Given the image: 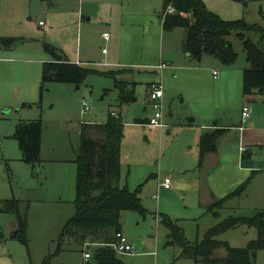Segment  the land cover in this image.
<instances>
[{
  "label": "rangeland",
  "instance_id": "rangeland-1",
  "mask_svg": "<svg viewBox=\"0 0 264 264\" xmlns=\"http://www.w3.org/2000/svg\"><path fill=\"white\" fill-rule=\"evenodd\" d=\"M245 1L247 5L232 0H204V3L226 15L230 13L232 16L234 11H239L237 15H233L238 18L230 20L245 18L250 24H256L260 19H264V0ZM108 3L114 4L112 12L115 24L123 35L116 58H113L115 48L112 41H106L102 36L104 32H111L112 36L110 27L94 19L91 23L85 21L82 29L80 27L78 30L74 18L77 14L86 16L88 12L100 11ZM161 9L162 0H0V37L17 39L13 52L18 54V60H50L51 55L45 51V45H51L69 60H78L81 57L82 62L91 63L104 62L102 50H108L107 59L115 65H82L89 70L121 71L119 66H125L121 65L124 63L142 66L126 69L136 78L138 100L122 107L123 121L128 124L122 139L120 184L133 192L140 189L139 198L143 202L146 216L136 212L126 213L124 235L136 252L134 256L117 254L123 264H194L191 259L175 255L179 251L177 248L165 244L169 232L160 221L162 216L177 221L184 229L186 239L195 243L202 240L210 228L230 216L251 217L258 210H264V170L254 182L250 180L247 197H235L220 209V219H215L206 209L210 200L209 191L215 190V196L222 199L250 178V171L241 170L239 155L242 156V153L240 150L238 152V148H233L231 160H221L218 168L214 157L203 161V174L199 160L188 162L177 157L178 145L183 137L176 127L168 123V128L162 131L134 123L136 116L151 118L152 114L154 115L153 108L145 101L146 85L154 80V73L151 69H143L145 65L154 61L160 63L161 60L171 63H176L179 59L188 61L186 54L189 53L184 52L183 48L185 30L177 28L171 32H163L159 19ZM212 12L221 16L215 11ZM39 21L46 24L47 29L39 27ZM249 37L257 40L254 34H249ZM114 38H118V33ZM228 39L237 53V59L231 66L236 70L243 68L247 60L241 41L236 34H232ZM207 59L225 67L209 56L202 58V66L208 62ZM35 65L38 68L36 71ZM35 65L25 64L21 78L27 82L25 87L30 85L29 89L25 88L24 99L27 102L37 100L36 105L31 108L20 105L18 112L11 111L5 118L9 120L0 119V200L17 199L20 215L27 218L26 245L21 239L11 238L16 224L15 215L0 213V264H43L45 259H50V264H86L84 254L92 253L96 246L86 249L73 242V239H65L59 250L62 230L75 213L78 169L74 161L68 160L79 152L81 136L78 131L81 119L95 123L107 121L111 111H121L118 93L112 77L93 73L87 76L80 87L50 83L46 85L47 90L41 94L42 64ZM205 75L208 76L206 73ZM176 79L171 73L168 77L164 74L163 89L175 93ZM67 87H73L75 90H68ZM215 94L214 98L218 102L224 99L236 107V98L226 94L223 89H217ZM83 101L91 108V114L83 116L84 118ZM169 104L170 102H163L164 119L167 122H176V116H170L169 111L177 102L171 107ZM187 108L186 101L182 109ZM260 108L264 106L260 105ZM20 118L42 121L44 159L66 160L46 165L43 171L46 178L42 177L44 191L40 192L41 197L37 194L36 200L29 204L26 200L29 194L25 189L29 184H32L31 187L35 185L27 175L28 166L15 158H12L14 161L7 158L12 157L16 150L19 153L15 156H20L19 143L14 135L16 123L15 126L12 123ZM257 119L264 131V114ZM168 129L171 134H167ZM243 146L246 147L244 141ZM251 150L252 161L256 165L264 164V148L251 147ZM167 174L172 176V189L158 195L156 191L159 189L160 176L165 177ZM69 179L74 181L71 189ZM25 183H28L26 188L23 186ZM154 194L157 195L156 200L152 198ZM257 238V230L246 225L223 232L217 237L234 248H245ZM225 255L224 250L216 253L217 257ZM256 264H264V251L257 253Z\"/></svg>",
  "mask_w": 264,
  "mask_h": 264
},
{
  "label": "trees",
  "instance_id": "trees-1",
  "mask_svg": "<svg viewBox=\"0 0 264 264\" xmlns=\"http://www.w3.org/2000/svg\"><path fill=\"white\" fill-rule=\"evenodd\" d=\"M243 2L245 0H232ZM169 6L175 13L166 14ZM159 19L164 32L177 28L185 30L184 52L190 58L200 62L209 56L225 66H231L237 59L229 37L236 34L241 41L247 60L243 72V94L264 96V28L259 24H250L245 18L224 20L210 11L203 0H164ZM249 34L257 36L252 40ZM17 43L14 38H1L4 48L12 49ZM45 51L53 58L45 62L41 75V94L50 83L73 84L80 87L88 75L97 72L71 63L51 45H45ZM119 93V104L124 106L136 101L134 87L115 80ZM42 121H20L16 126L15 138L19 143L22 161L35 167L41 161ZM95 136L91 137L83 130L81 146L75 163L77 165L76 198L74 216L66 223L59 240V250L65 239H73L82 246L96 245L88 264H121L117 253L110 244L116 242L117 233L122 232L123 213L136 212L146 216V210L139 198V191H131L120 184L121 144L124 136V122L109 114L103 125L95 127ZM220 137L219 131L205 133L200 140V164L205 156L214 152ZM250 180L243 183L233 193L215 200L208 208L218 217L220 210L229 200L240 197L246 191ZM0 213L15 215L17 237L27 245V218L19 213L17 199L0 200ZM162 223L169 231L167 245L177 248L181 257L191 259L194 264H256L259 251H264V210L251 217L231 216L209 229L202 240L190 243L184 229L178 222L162 216ZM253 227L258 238L245 248H234L217 239L223 232L239 226ZM2 231L0 229V239ZM219 250L226 252L225 257H217ZM62 251V250H61ZM61 251H57L60 253ZM49 258V257H48ZM43 264H50L45 259Z\"/></svg>",
  "mask_w": 264,
  "mask_h": 264
},
{
  "label": "crops",
  "instance_id": "crops-1",
  "mask_svg": "<svg viewBox=\"0 0 264 264\" xmlns=\"http://www.w3.org/2000/svg\"><path fill=\"white\" fill-rule=\"evenodd\" d=\"M140 1L141 0H137V2H140ZM163 2H164V0H162V7H163ZM113 5H114L113 3H108V4L104 5L100 11L98 10V11L88 12V14H86L87 18H86V16H84V14H80V15L77 14L76 16H74V18H76V26H78V30H80V27L83 25V23L85 21L87 23H91L94 19L97 20L98 22L102 23V24H105L107 27H110V29L113 31L112 36H111V32H104L102 34V36L105 33H108L109 38L108 39H105L104 37L103 38L106 41H110V42L112 41L113 46L115 48L113 58H116L117 54L121 48L120 44L122 42V36L123 35L120 33L119 28L115 24L113 12H112V6ZM205 5L207 6V8L209 10H212V11L219 13L222 16V17L221 16L220 17L222 19L224 18V20L225 19L230 20V19L238 18V16H233V15H237L239 11H234L233 12L234 14L231 16L230 13L228 15H226V14L220 12L219 10H215V8H212L207 3H205ZM40 22H42V21H39L38 24ZM258 23H259V25H261L264 28V19H260V21L256 22V24H258ZM39 27H41V28L45 27V29H47L46 24H44L42 26L39 25ZM160 27L162 28L161 21H160ZM81 29H82V27H81ZM162 31H163V28H162ZM159 32H160V29H159ZM116 33H118V38H114ZM1 38H14V37H1ZM14 39H16V38H14ZM115 44H116V46H115ZM16 46L17 45H15L12 49H7V48H4L3 46H1V44H0V109H1L0 110V119L1 120L7 118V116H9L11 111L18 112L19 111L18 108L20 107V105L31 108V107L35 106L37 103V100H32V102H27L24 99V96L26 94L25 88L29 89V87H30V85L29 86L27 85L25 87L27 82L23 81L21 78V77H23L22 72L24 70V65L25 64H28V65L38 64L39 66H41V64H42V68H43V64L45 62H50L53 60L52 57L50 60H44V58L43 59H35V60H18V58L16 57V55H18V54L13 52V50L16 48ZM104 50H106V49L104 48L102 50L103 58L105 60L104 62H92V63L90 61L82 62L80 60L81 57H79L78 60H69V58H67V57H66V59L68 61H70L71 63H75V64H78L81 66L83 64L92 65L94 67H112V66H114L115 64L110 62L109 59H107V55L109 54V51L106 50L105 52H103ZM121 53H122V50H121ZM186 56H187L186 59L188 61H186L185 59L184 60L179 59L176 63H174V62L171 63L169 61L164 62L163 60H161L160 63L154 61L148 65H145V67L143 69H151L152 73H154L152 75V76H154V80H151L146 85V95H145L146 104H149L147 101L149 85L151 83H155V82H161L162 83V79L164 78V74L167 75V77H168L169 73L174 75L177 78L176 79L177 89H176L175 93L172 91H166L165 89H163L164 95H163L162 102H164V104L170 102V104H169L170 107L172 106V104L174 102H177V104L174 105V108L169 111L170 116H172V117L176 116V122H174L173 120L167 122L164 119V113H163L164 123L167 125H169L168 123H170L172 125V127H176L178 130H180L182 137H183V140H181L179 145H178L177 157H180V158H182L188 162L199 160V163H200V140H201V137L205 133H210L212 131H219L220 137L217 141L216 150L214 152L207 154L203 161L209 160V158L214 157L217 161V164H218L216 168H218L220 166L221 160L222 161L226 160V162L231 160V152H232L233 148L234 149L238 148V152H239L240 145L244 141V143L246 144L247 150L242 153V156L239 155V161H240L239 165L242 168L241 170L246 169L248 172L249 171L251 172L250 178L248 180L252 179L251 181L254 182L258 176L263 174V170H264V164H257L256 165V163L254 161H252L253 152L251 150V147L254 149L255 148H264V131L261 129L260 122L257 119L258 116H260V115L262 116L264 114V108H260V105L264 106V96H260V95H251L248 97L244 96V94H243V72L247 68L248 64L246 63L243 66V68L236 70V69H233L234 67H232V66H225V67L219 66V64L216 63L215 61H210L207 59L208 62H205V65L202 66L201 61L200 62L194 61L193 59L190 58V54H186ZM161 64H166L167 66L165 68L161 69L159 67ZM121 65H125V66H119L120 68H122L121 71L111 70L109 72H107V71L101 72L100 70L99 71L93 70V69L92 70L97 72L95 74H103L105 76L112 77L114 79V82H115V80H118L120 82H124V83H127V84L133 86L134 90H135V97H136V101L134 103H136L138 100V95H137V91H136L137 82L135 80L136 78L131 76V74H130L131 71H129V70L140 68L142 66L139 67L138 65H134V64L128 65L127 63L121 64ZM82 67H84V66H82ZM215 67H218V69L215 70L214 69ZM37 69L38 68L35 65V71ZM126 69H129V70H126ZM209 71H211V72H209ZM214 72H217L216 76H214ZM205 73L208 74V76L205 75ZM157 75H159V76H157ZM208 80H210V81H208ZM69 85H71V84H69ZM67 88H69L68 90H73V91L75 90V89H72L73 87H67ZM114 88H115V83H114ZM219 88L223 89L226 94L236 98V107L235 108L233 107L232 104H228L226 101H224V99H222V101L218 102L214 98V96L216 95L215 91ZM116 91L118 93L117 89H116ZM118 97H119V93H118ZM186 101L188 102V108L186 110H183L182 107ZM245 102H250L251 107H252V116L248 120L249 123L248 122L243 123L242 118H241V112H242V108H243V105L245 104ZM134 103H132V104H134ZM127 105H131V104H127ZM127 105H124V106H127ZM119 106H120V104H119ZM122 107L123 106H120L121 111H119V113L124 114ZM144 107H145V110H147L146 105ZM163 108H164V105H163ZM215 110H219V112H215ZM111 112H116V111H111ZM89 114H91V112L90 113H84L83 112V105H82V117L83 116L85 117L86 115H89ZM233 116H235V117H233ZM136 117L137 118H135V120H134L135 124H143V125H146L147 127H149L150 129H160L162 131L167 129V128L161 129V128L150 126V123L153 122V119H154L153 114H152L151 118H143V115L140 117L139 116H136ZM5 120H9V119H5ZM20 121H31V120H25L23 118H20V119L13 120L12 123L14 124V126L16 123V126H17V124ZM105 123H106V121L101 122V123H95V122L85 121V120L81 119V126H80V130L78 131V133L81 136L82 131L86 130V133L88 135H90L91 137H94L95 132H96L95 127L97 125H103ZM127 124H128L127 122H124V129H125V126ZM241 126L243 127V129H240ZM15 131H16V127H15ZM167 134H171L170 129L167 130ZM43 138H44V136H43V128H42L41 161L35 167H32L31 165H28L24 162L26 164V166H28L27 175L29 176V179L34 182V185H35L34 187H31L32 184H29L28 187H30V188H28V187L26 188L28 183H25L23 185L26 188L25 191L27 190L26 193L29 194V197L26 199V200H28L27 201L28 204L31 201L36 200V197H38V196H36L37 194L40 195V197H41L40 192L43 190L42 189V185H43L42 177L44 176L46 178V175H43V171H45L46 165L47 164L50 165L53 163L58 164V163H62L63 161H66L63 159H50V160L44 159V145L42 143ZM123 138H124V136H123ZM15 146L16 145L14 144L13 147H15ZM80 146H81V138H80ZM121 147H122V144H121ZM223 149H225V151ZM19 150H20V148H19ZM223 151H224V153H223ZM16 153H19V151L16 150L12 157H7V158L8 159L11 158L10 159L11 161H14L16 159L18 162L19 161L21 162L22 161L21 151H20V156H15ZM76 157H77V154L74 156V158L72 157L68 161H72V162L74 161L75 162ZM12 158H15V159H12ZM202 164H203V162H202ZM202 164L199 165L200 169L202 168ZM203 170H204L203 171V174H204L205 168ZM165 178L171 179V187H170V189H167V190L159 188L156 191V194H158V195L161 192L169 191L172 189V176L170 174L165 175V177L160 176L161 180L165 179ZM248 180H246V181H248ZM73 186H74V181H72V179L71 180L69 179V188L71 189V187H73ZM75 188H76V185H75ZM248 189H249V185H248L246 191L239 198L247 197L248 196V194H247ZM209 192L210 193L212 192L213 194L209 193V197H210L209 205L206 206L207 207L206 209L208 212H209V210H208L209 206L215 200L220 199V198L215 196V194H216L215 190H211ZM156 194H154L152 196L153 199H154V196H157ZM154 200H156V198ZM37 201H38V198H37ZM142 204H143V202H142ZM74 209H75V206H74ZM258 211H260V210H258ZM126 213H123L122 218H121V227H122V233L123 234H125L123 226H124V222L126 220V215H127ZM210 214L213 216L212 213H210ZM218 214H219L218 217H215V216H213V217L215 219H220V210H218ZM157 216H158V213H157ZM160 221L162 223L161 219H160ZM157 223L159 224V221H157ZM158 224H157V227H158ZM16 237H17V223L14 225L13 230L11 232V238L16 239ZM168 240H169V233L167 234V237H166V243H165L166 245L168 243ZM128 243L130 245H132L129 242V240H128ZM94 246H96V245H94ZM84 247L86 249H90L93 246H91L89 244L88 246H84ZM93 252L92 253L86 252V253L90 254L89 259H86L85 258L86 253L84 254V258H85V260H87L86 264L91 262ZM124 255H128V254H124ZM175 255H177L178 257H181L180 251L176 252ZM128 256H134V255H128ZM177 256H176V258H178ZM118 258H119V255H118ZM121 264H123L122 261H121Z\"/></svg>",
  "mask_w": 264,
  "mask_h": 264
},
{
  "label": "built area",
  "instance_id": "built-area-1",
  "mask_svg": "<svg viewBox=\"0 0 264 264\" xmlns=\"http://www.w3.org/2000/svg\"><path fill=\"white\" fill-rule=\"evenodd\" d=\"M173 13H175V9L172 6H169L166 14H173ZM39 25L42 26L44 24H43V22H40ZM103 37L105 39H108L109 38L108 33H105L103 35ZM105 51L106 50H104L103 52H105ZM166 66H167L166 64H161L159 67L161 69H163ZM216 75H217V72H214V76H216ZM163 95H164V90H163L162 83L155 82V83H151L149 85L147 101H148L149 105L154 110V119H153V122L150 123V126L161 128V129L168 128V126H169V125L165 124L163 121V102H162ZM82 105H83V112L84 113H90L91 112V108L87 102L83 101ZM111 115L115 118H120L123 120V114L122 113L111 112ZM251 116H252L251 104H250V102H245V104L243 105V108H242V112H241V118H242L243 123H246L251 118ZM242 126L240 129H243ZM246 150H247V148L245 146H243V143H242L240 146V152L243 153ZM170 187H171V179L170 178H165L162 181L160 180L158 182V188H160V189H166L167 190V189H170ZM155 198H157V196H154V199ZM116 238H117L116 242L110 244V246L112 247V249L117 254L135 255L136 251H135L134 247L128 243L127 238L125 237V235L122 232L117 233ZM85 258L89 259L90 254L86 253Z\"/></svg>",
  "mask_w": 264,
  "mask_h": 264
}]
</instances>
